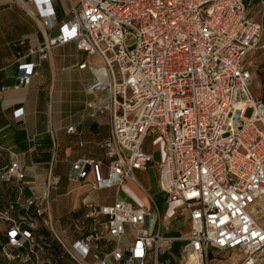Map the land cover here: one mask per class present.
<instances>
[{
	"label": "built area",
	"instance_id": "obj_1",
	"mask_svg": "<svg viewBox=\"0 0 264 264\" xmlns=\"http://www.w3.org/2000/svg\"><path fill=\"white\" fill-rule=\"evenodd\" d=\"M33 1L45 27L58 28L37 49L41 58L71 41L101 58L89 89L104 95L87 105L92 116L110 115V134L100 143L107 171L101 160L81 155L67 179L89 186L88 193L132 181L150 204H98L87 196L75 226L81 235L67 244L49 208L61 176L52 172L42 187L28 185L13 159L0 168L5 261L54 264L56 242L79 263L92 255L99 264H160L161 249L183 240L180 264H213L215 251L238 252L239 264H262L264 226L252 208L264 197V97L251 88V57L264 49V7L255 18L246 0H79L57 24L52 0ZM37 66L19 63L17 87L31 83ZM149 139L163 147L158 162ZM4 149L0 144V159ZM152 165L165 212L139 177ZM175 202L181 206L171 211ZM172 214L189 221L185 237L161 233Z\"/></svg>",
	"mask_w": 264,
	"mask_h": 264
},
{
	"label": "crops",
	"instance_id": "obj_2",
	"mask_svg": "<svg viewBox=\"0 0 264 264\" xmlns=\"http://www.w3.org/2000/svg\"><path fill=\"white\" fill-rule=\"evenodd\" d=\"M78 1H51L57 24L71 17V9ZM246 1L255 18H259L260 6L264 7L262 0ZM41 8L33 0H0V144L5 148L0 168L13 159L18 160L25 169L26 183L39 188L46 183L52 172L61 176L57 172L60 161L68 167V171L71 163L81 155L101 160L103 169L107 171L108 164L105 163V152L100 143L109 136L111 129L110 115L105 113L92 116L87 105L89 100L99 99L104 95L103 92L89 89L97 75L96 67L101 65V58L79 49L75 41L53 46L47 51V57L41 58L37 49L48 38L58 34L57 27H45L39 15ZM251 59L252 82L253 79H258L264 90V49L252 54ZM21 61L37 62L38 73L33 76L29 85L17 87L18 66ZM83 63L86 65L81 66ZM71 126L75 127L74 132H69ZM55 158L54 165L52 163ZM69 182L72 188L62 192V207H54L51 202L52 194L54 190L58 191L61 180L57 187L51 189L49 199L53 222L56 209L58 220H62V240L67 244L76 237L75 233H79L76 231L71 236L70 229L73 232L76 229V221L83 215L86 197L92 196L98 204L112 203L120 198L121 187L125 185L120 188L109 187L115 188L117 195L112 201L101 203L94 192L88 193L89 189H80L83 185ZM76 188L80 191L72 194ZM26 192H31L29 187ZM134 195L137 196L136 191ZM1 201L0 205L3 204ZM173 205L179 207L181 203L175 202L171 207ZM254 210L264 226V218L258 215L259 212L264 213V197L258 201ZM187 223L184 234L190 229L188 220ZM0 237L2 238L1 233ZM52 244L54 264H99L92 255L79 263L59 244ZM48 254L50 255V251ZM0 264L9 263L0 255Z\"/></svg>",
	"mask_w": 264,
	"mask_h": 264
},
{
	"label": "rangeland",
	"instance_id": "obj_3",
	"mask_svg": "<svg viewBox=\"0 0 264 264\" xmlns=\"http://www.w3.org/2000/svg\"><path fill=\"white\" fill-rule=\"evenodd\" d=\"M247 2V1H246ZM248 3V2H247ZM249 7V4H248ZM252 91L256 97H263L264 96V90L259 84L258 79H253L252 85H251ZM251 114V110L247 111V115ZM148 147L152 149L154 147L153 141L151 139L148 140ZM154 159L155 162H158L161 160L163 157V147L160 145V143H157L156 146L154 147ZM105 163H109V159H105ZM67 168L62 164V161L59 162L57 166V172L62 176L61 178V184L58 189V191L53 192L52 197H51V202L52 205L55 207L56 205H61L62 207V192L64 190H68L72 188V184H70L69 180L67 179ZM140 180L142 183L150 189V192L152 195H154V199L156 203L159 205L160 210L165 212V210L168 209V207L165 206V195L160 192L159 186H158V172L157 168L155 166H150L149 169L143 171L140 175ZM132 183V184H131ZM63 185V188H62ZM83 191L88 190L89 186L83 185ZM79 188H76L72 194H76L80 191ZM134 191H136L137 196L135 197ZM60 194V195H59ZM94 195L97 197V200L101 203L104 202H110L113 200V198L117 195V191L115 188H105L101 190H96L94 191ZM56 198L58 200H56ZM120 198L122 200H131L133 202H140L142 204H150V199L144 192L142 188H140L137 184H135L132 181H129L128 183H125L124 186L121 187L120 190ZM174 208V205L171 207V211ZM170 211V212H171ZM259 217L264 218V213L259 212L258 213ZM172 220L169 221V230L167 231L165 228L161 230V233L166 236H176L179 235L181 237H185L187 233L184 234V232L187 230V220L184 218H181L180 216L176 215L174 216L172 214ZM59 216L56 213L55 209V228L59 232V234L62 236V220H58ZM65 222V221H64ZM151 223V222H150ZM5 227L4 222L0 221V233L2 236V243H5V232L3 231ZM150 230L153 232L155 230V226L153 223L150 225ZM77 230L70 229V233L73 236V233H75ZM128 233L131 232V229L128 227L127 228ZM183 233V234H182ZM39 234H42L43 236L47 237L50 241H52V236H50V232L47 229L42 228L39 231ZM76 234V235H75ZM75 236H80L79 233H75ZM74 236V237H75ZM179 244V247L183 244V240L175 241L173 244L170 246L166 245L161 249L163 252L162 255L159 258L160 264H180L179 262V256L178 254L173 250L174 247H176ZM116 245L115 242L110 243V247H114ZM180 249V248H179ZM215 258L214 261H212L213 264H239V260L241 258V255H239L238 252H228V251H215ZM237 254L239 256H237Z\"/></svg>",
	"mask_w": 264,
	"mask_h": 264
},
{
	"label": "bare ground",
	"instance_id": "obj_4",
	"mask_svg": "<svg viewBox=\"0 0 264 264\" xmlns=\"http://www.w3.org/2000/svg\"><path fill=\"white\" fill-rule=\"evenodd\" d=\"M257 204H258V202H257L256 204H254V206H253V208H252V211H253L254 213H255V210H254V209L257 208ZM194 258H195V257H194ZM194 261H195V262H193L192 264H199V263L197 262V260L194 259Z\"/></svg>",
	"mask_w": 264,
	"mask_h": 264
},
{
	"label": "trees",
	"instance_id": "obj_5",
	"mask_svg": "<svg viewBox=\"0 0 264 264\" xmlns=\"http://www.w3.org/2000/svg\"><path fill=\"white\" fill-rule=\"evenodd\" d=\"M179 248H180V247H179V244H178L176 247H174L173 250L178 254V253H179Z\"/></svg>",
	"mask_w": 264,
	"mask_h": 264
}]
</instances>
